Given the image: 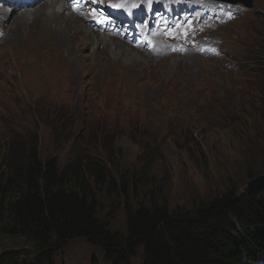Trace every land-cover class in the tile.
Masks as SVG:
<instances>
[{
    "label": "rangeland",
    "instance_id": "1",
    "mask_svg": "<svg viewBox=\"0 0 264 264\" xmlns=\"http://www.w3.org/2000/svg\"><path fill=\"white\" fill-rule=\"evenodd\" d=\"M7 2L0 3V13L11 8ZM74 2V16L78 12L92 17L102 34L120 33L131 44L145 41L155 26L174 37L177 28L191 34L206 22L223 19L230 24L218 29L225 38L222 52L195 55L199 59L186 79L175 75L167 64L170 58L156 60L141 73L130 66L113 67L111 60L90 67L97 59L80 54L81 48L74 52L77 43L63 42L55 50L24 45L39 53L34 56H23L20 45L0 49V173L5 170L3 157L19 142H28L26 148L35 144L41 161L56 160L62 168L79 154L106 160L102 144L106 136L114 142L108 153L112 174L146 176L140 191L126 196L91 184L98 219L121 234L126 204L138 206L153 199L169 210L190 209L230 192H243L250 176L264 175V70L255 60L258 50L264 49V2L252 0L250 7H242L212 1L211 7L198 5L192 15H185L186 7L178 2L176 7L167 3L175 16L166 19L165 3L148 13L151 4L141 0L130 5L134 15L126 17L125 6L108 11L106 0ZM35 8L22 7L17 14ZM229 12L234 18L227 17ZM219 44L215 42L216 47ZM138 142L154 150L151 161L140 157ZM8 223V217L0 214V254L32 250L23 237L5 231ZM52 254V264L110 263L104 252L85 240L72 241ZM142 257L138 252L131 264H143ZM34 259L24 263L34 264Z\"/></svg>",
    "mask_w": 264,
    "mask_h": 264
},
{
    "label": "trees",
    "instance_id": "2",
    "mask_svg": "<svg viewBox=\"0 0 264 264\" xmlns=\"http://www.w3.org/2000/svg\"><path fill=\"white\" fill-rule=\"evenodd\" d=\"M257 56L264 70V49ZM26 143L14 144L3 157L0 214L8 217L5 231L23 237L33 249L6 251L0 254V264H25L33 257L34 264H52V253L75 240L104 252L109 264H131L138 252L143 264H258L264 259V187L248 194L230 192L190 209L169 210L153 199L138 206L126 204L121 234L98 219L91 184L126 196L140 191L146 176L112 174L108 153L113 140L103 138L106 160L79 154L62 168L56 160L41 161L36 145L26 148ZM138 144L140 157L151 161L154 150Z\"/></svg>",
    "mask_w": 264,
    "mask_h": 264
},
{
    "label": "bare ground",
    "instance_id": "3",
    "mask_svg": "<svg viewBox=\"0 0 264 264\" xmlns=\"http://www.w3.org/2000/svg\"><path fill=\"white\" fill-rule=\"evenodd\" d=\"M4 1L5 0H0V3H3ZM157 1L159 5H163L165 3L166 12L162 13V18L165 17V19L167 16H175L174 13H171L168 10V4H176L178 2L182 6L186 7L183 11L185 15H192L194 13V9L198 5L209 6L213 3L211 0ZM258 1L260 5L264 2V0ZM28 2L30 3L19 5V0H9L6 4L11 8H8L0 13V49L3 50V48L7 46L20 45L21 50L25 51L21 52L23 56H34L39 53L27 50L24 45L33 43L35 47H45L46 50L53 46V49L55 50L58 49V47L63 46V42L66 44L77 43L74 49L81 48L80 54H84L86 57L91 59H97V62L91 61L89 63L90 67H93L95 64L96 67H98L100 61L103 62L111 60L115 62L113 67L119 66L118 68H124L130 66L140 69L142 73L150 70L156 60H165L170 58L172 61H168L167 64L174 70L175 75H185L183 78L186 79L187 77H191V68L196 65L199 59V57L195 55L205 57L207 52H218L215 42H220L225 39L220 32L221 30H218L220 27H216L213 24V21L203 23L202 26L195 29L191 28L193 29L191 34H188L187 31L180 33L179 35L185 37L186 42H181L177 39L170 40L169 38L173 37L169 36L166 30L155 26L150 30V32H148L146 39L148 47L145 50H142V42L139 44H131L122 34L117 32H110L107 36L102 34L103 31L100 32L96 28H92L94 27V20L92 18L83 16L80 18L78 13L74 16L73 13L76 11L75 6H73L75 4L74 0H53L46 5L44 3H38V9L35 8L34 11L30 12L26 10L28 11L27 13H22L20 15L17 14V11L20 8L29 5L33 6V2ZM140 2L141 0H108L107 6L108 8L115 7L114 5L117 4L125 6L126 11H124V15L129 17L132 14L131 9L134 8L130 7V5ZM221 2L229 5L241 3ZM158 3H155V5L158 6ZM42 6L43 8L39 9ZM190 8H193V10L191 11ZM27 15L31 16L28 17ZM30 19L32 21H30ZM229 24L230 23L226 21V23H223L221 26H226L227 28ZM153 37H156L155 41H153ZM58 42H62V44L56 45ZM116 47L121 50L116 51ZM76 49L74 52L77 53L78 51ZM177 56L185 58L184 61L175 60L178 59Z\"/></svg>",
    "mask_w": 264,
    "mask_h": 264
},
{
    "label": "water",
    "instance_id": "4",
    "mask_svg": "<svg viewBox=\"0 0 264 264\" xmlns=\"http://www.w3.org/2000/svg\"><path fill=\"white\" fill-rule=\"evenodd\" d=\"M229 3L241 2L246 6H251L252 0H217ZM264 187V175L258 176L247 183V188L243 189L245 193H251L253 191H258Z\"/></svg>",
    "mask_w": 264,
    "mask_h": 264
},
{
    "label": "snow or ice",
    "instance_id": "5",
    "mask_svg": "<svg viewBox=\"0 0 264 264\" xmlns=\"http://www.w3.org/2000/svg\"><path fill=\"white\" fill-rule=\"evenodd\" d=\"M115 7H122V5H119V4H117V5H114Z\"/></svg>",
    "mask_w": 264,
    "mask_h": 264
}]
</instances>
